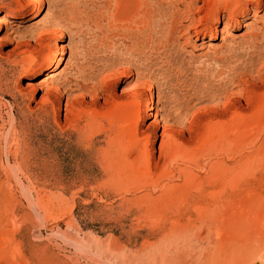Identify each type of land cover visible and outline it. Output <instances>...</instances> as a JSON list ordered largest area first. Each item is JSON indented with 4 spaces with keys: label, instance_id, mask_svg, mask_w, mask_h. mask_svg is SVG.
Listing matches in <instances>:
<instances>
[{
    "label": "rangeland",
    "instance_id": "obj_1",
    "mask_svg": "<svg viewBox=\"0 0 264 264\" xmlns=\"http://www.w3.org/2000/svg\"><path fill=\"white\" fill-rule=\"evenodd\" d=\"M40 1L0 0V264H264V0Z\"/></svg>",
    "mask_w": 264,
    "mask_h": 264
},
{
    "label": "bare ground",
    "instance_id": "obj_2",
    "mask_svg": "<svg viewBox=\"0 0 264 264\" xmlns=\"http://www.w3.org/2000/svg\"><path fill=\"white\" fill-rule=\"evenodd\" d=\"M203 1L205 2V0H203ZM122 2H126L128 4V6L130 7V10H131V12H129V13H132V15H133L134 18H136V17L142 18L144 15L149 16L150 14L152 15V12H154L153 11V8H151L146 2H145L146 3L145 4L142 0H116L115 1V4H116L117 8L120 7V5L122 4ZM255 2H257V0ZM41 4L42 3H41L40 0H35V3H34L33 8H32L33 11L27 13V16H32L33 15V12L35 10H38L39 11V9L41 8ZM255 5H256L255 7L258 8V3H255ZM125 7H127V6H125ZM130 10L128 9L127 11H130ZM151 15L149 17H151ZM179 15H180V11L178 9L172 8L171 15H170V19H169V22H168L167 35L165 36V41L163 40L164 43H162V41L161 42L158 41V43L156 44V47H154V49L157 50V49H160L162 47L163 48L164 47H167L168 45L170 46L171 43H172V41L174 39H176V35L184 28V26H183L184 19L183 18H180L181 16L179 17ZM13 20H14V18L11 17V16H8V15H5V14H0V33L2 31V27L3 26L8 27V25ZM156 26L159 28L160 27V23L157 24ZM223 30L224 31H229L230 30L229 24H224ZM156 50H154V51H156ZM62 55H63V52H60L59 55H56L54 57V59L52 61L53 69L56 70L57 69V65L59 64V62L63 60V58L61 57ZM174 65L171 66V67H169L167 69V71L173 72L175 74L174 80L175 81H178V78L181 75H183L184 73H182V71L179 68L175 67ZM122 74H123L122 76H126V78H134V76H133L134 73L131 70L123 71ZM37 85L38 84L35 81L29 82L28 88L30 90L34 91L37 88ZM177 85H179V84L177 83V84H175L173 86L174 87L173 90L177 91L179 89V86L180 85L179 86H177ZM173 87H171V88H173ZM134 88H136L135 85L132 88H129L128 92L130 93L132 90H134ZM151 90H152V87H150L148 89V92H149V96L150 97H152ZM46 93H47V90H45L43 94L45 95ZM138 96H135L134 98H138ZM139 99H140V97H139ZM155 106L157 107L158 104H155Z\"/></svg>",
    "mask_w": 264,
    "mask_h": 264
}]
</instances>
